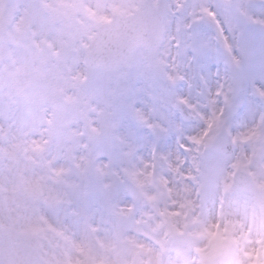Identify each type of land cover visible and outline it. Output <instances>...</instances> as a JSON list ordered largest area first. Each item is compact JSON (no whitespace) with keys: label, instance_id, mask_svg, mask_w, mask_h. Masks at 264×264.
Returning a JSON list of instances; mask_svg holds the SVG:
<instances>
[{"label":"snow or ice","instance_id":"1","mask_svg":"<svg viewBox=\"0 0 264 264\" xmlns=\"http://www.w3.org/2000/svg\"><path fill=\"white\" fill-rule=\"evenodd\" d=\"M0 264H264V0H0Z\"/></svg>","mask_w":264,"mask_h":264}]
</instances>
